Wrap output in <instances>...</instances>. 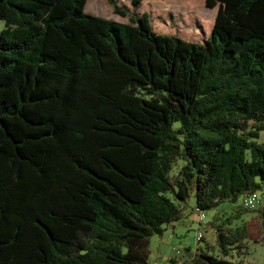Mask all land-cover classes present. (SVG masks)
Returning <instances> with one entry per match:
<instances>
[{
    "label": "trees",
    "instance_id": "trees-1",
    "mask_svg": "<svg viewBox=\"0 0 264 264\" xmlns=\"http://www.w3.org/2000/svg\"><path fill=\"white\" fill-rule=\"evenodd\" d=\"M107 1L129 21L0 0V264H149L192 189L199 211L262 203L181 264H248L264 243V0H205L201 41L157 32L143 0Z\"/></svg>",
    "mask_w": 264,
    "mask_h": 264
},
{
    "label": "rangeland",
    "instance_id": "rangeland-1",
    "mask_svg": "<svg viewBox=\"0 0 264 264\" xmlns=\"http://www.w3.org/2000/svg\"><path fill=\"white\" fill-rule=\"evenodd\" d=\"M119 5H126L132 10L130 0H118ZM140 12H147L152 15L154 21V29L160 33H175L183 38L190 40H204L210 33L213 22L218 10V5L214 8H207L205 0H143ZM85 12L98 15L105 18H111L121 22H128V17L114 13L112 6L107 0H87ZM152 21V22H153ZM4 27V21L0 19V30ZM261 141H264V133L261 135ZM181 164V163H180ZM179 167L174 168V172ZM195 190L192 189L189 198L184 203L176 204L181 209L182 216L175 222V236L169 243L163 244V257L158 258L156 264H181L186 257L178 258L177 262L170 260L174 256L175 250L181 249L183 253L189 255L188 252H194L198 248H204L206 243L214 251H217L215 245V230L213 222L226 218L228 215H234L238 210L244 211L241 218L235 221V225L241 224L243 220H248L255 216V212L245 211L241 199L235 204L224 203L215 209H207L202 212L205 219L201 225L198 224V212L195 208ZM170 197L174 200L173 196ZM203 225V226H202ZM203 227L204 240L197 241V232L199 227ZM251 232H256V224L251 225ZM159 236L151 239L152 247ZM187 249H190L188 251ZM155 257L153 255L152 259ZM245 261L250 264L264 263V243H255L249 241L246 253L243 255ZM187 259L186 261H189Z\"/></svg>",
    "mask_w": 264,
    "mask_h": 264
},
{
    "label": "built area",
    "instance_id": "built-area-1",
    "mask_svg": "<svg viewBox=\"0 0 264 264\" xmlns=\"http://www.w3.org/2000/svg\"><path fill=\"white\" fill-rule=\"evenodd\" d=\"M242 202H243V205L250 210L257 209L262 203L261 192L255 191V192H248L244 194L242 198ZM196 211L198 212V224L201 225L205 219V214L202 211H199L198 209H196ZM202 228L203 227L201 226L198 228L197 237H196L197 241H201L204 238L203 237L204 231ZM184 255L185 254L183 253V250L181 249L175 250V256L177 258L184 257ZM188 264H193V263H188Z\"/></svg>",
    "mask_w": 264,
    "mask_h": 264
},
{
    "label": "crops",
    "instance_id": "crops-1",
    "mask_svg": "<svg viewBox=\"0 0 264 264\" xmlns=\"http://www.w3.org/2000/svg\"><path fill=\"white\" fill-rule=\"evenodd\" d=\"M174 228H175V224L168 225L165 227V230L163 231V233L161 235H155V236H159L158 241H156V243H155V248H153L151 245V243H152L151 239L155 236H152L150 238V240H149V249H150L149 264H156L158 262V258L164 256V254L162 253L163 252L162 251L163 250V244L169 243L171 241V239L175 236ZM194 252H190L189 255L184 256V257H186V259L183 262H185L188 258L192 257V254H194ZM154 254H155V257L152 259ZM170 259L178 260V258L175 256V254Z\"/></svg>",
    "mask_w": 264,
    "mask_h": 264
}]
</instances>
